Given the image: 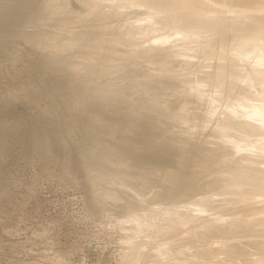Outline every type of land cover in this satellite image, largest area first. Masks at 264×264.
<instances>
[{"label":"clouds","instance_id":"1","mask_svg":"<svg viewBox=\"0 0 264 264\" xmlns=\"http://www.w3.org/2000/svg\"><path fill=\"white\" fill-rule=\"evenodd\" d=\"M0 264H264V0H0Z\"/></svg>","mask_w":264,"mask_h":264}]
</instances>
